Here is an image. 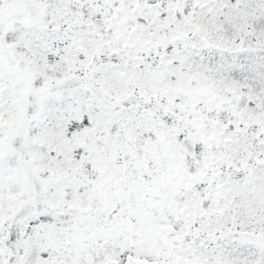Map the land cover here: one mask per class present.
I'll return each instance as SVG.
<instances>
[{"label":"snow or ice","instance_id":"6c2138e0","mask_svg":"<svg viewBox=\"0 0 264 264\" xmlns=\"http://www.w3.org/2000/svg\"><path fill=\"white\" fill-rule=\"evenodd\" d=\"M0 264H264V0H0Z\"/></svg>","mask_w":264,"mask_h":264}]
</instances>
